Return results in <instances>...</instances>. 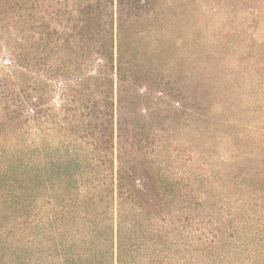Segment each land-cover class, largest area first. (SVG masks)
Segmentation results:
<instances>
[{"label":"trees","instance_id":"1","mask_svg":"<svg viewBox=\"0 0 264 264\" xmlns=\"http://www.w3.org/2000/svg\"><path fill=\"white\" fill-rule=\"evenodd\" d=\"M198 1L0 0V264H264V0Z\"/></svg>","mask_w":264,"mask_h":264},{"label":"rangeland","instance_id":"2","mask_svg":"<svg viewBox=\"0 0 264 264\" xmlns=\"http://www.w3.org/2000/svg\"><path fill=\"white\" fill-rule=\"evenodd\" d=\"M212 2H213V5H215L216 8H218V10L221 12H223L224 9L226 8L224 0H211L207 5H212ZM198 3H199L198 0H173V2H172V4H174V10L178 15H180V17L182 18V22H183L184 16L189 17V15H190L189 9L192 6H196ZM205 13H206V15H210V17H211V20H210L211 28L209 27L206 34L208 36L212 37L213 33H215L216 31L217 32L222 31V28L225 26L226 17L218 16L217 14H213V12L211 14V12L208 10L207 11L205 10ZM241 18L242 17L235 18V22H234L235 26L234 27L236 28V30H234V34H233L234 38L239 40V43L242 42L241 40L243 38L248 39V41L250 38H255V40L258 42L259 40L257 37V33H255V29H253V28L247 29L246 25H248V24L247 23L242 24ZM251 19H254V18L251 17ZM216 20H217V22H216ZM185 21L188 22L189 25L191 24L190 19H185L184 22ZM212 24H213V28H212ZM222 32H224V29ZM202 33H204V31H202ZM233 45H235V44H233ZM232 47H233V49H235L234 46H232ZM182 54H184V52H182Z\"/></svg>","mask_w":264,"mask_h":264}]
</instances>
